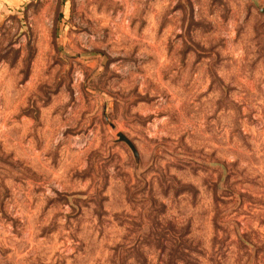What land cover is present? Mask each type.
<instances>
[{"label": "rangeland", "instance_id": "obj_1", "mask_svg": "<svg viewBox=\"0 0 264 264\" xmlns=\"http://www.w3.org/2000/svg\"><path fill=\"white\" fill-rule=\"evenodd\" d=\"M263 10L26 0L10 14L0 264H264Z\"/></svg>", "mask_w": 264, "mask_h": 264}, {"label": "crops", "instance_id": "obj_2", "mask_svg": "<svg viewBox=\"0 0 264 264\" xmlns=\"http://www.w3.org/2000/svg\"><path fill=\"white\" fill-rule=\"evenodd\" d=\"M26 0H0V27L8 21L10 14L17 12Z\"/></svg>", "mask_w": 264, "mask_h": 264}, {"label": "water", "instance_id": "obj_3", "mask_svg": "<svg viewBox=\"0 0 264 264\" xmlns=\"http://www.w3.org/2000/svg\"><path fill=\"white\" fill-rule=\"evenodd\" d=\"M118 140L120 142H124L130 148V150L132 151V153L134 154V156L135 157L137 156L136 155V151H135L133 145L122 134H118Z\"/></svg>", "mask_w": 264, "mask_h": 264}]
</instances>
